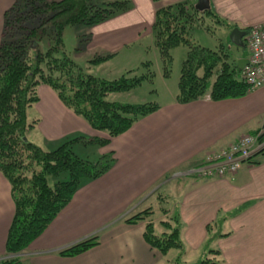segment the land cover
<instances>
[{
    "label": "crops",
    "instance_id": "0c3cea01",
    "mask_svg": "<svg viewBox=\"0 0 264 264\" xmlns=\"http://www.w3.org/2000/svg\"><path fill=\"white\" fill-rule=\"evenodd\" d=\"M129 1L128 10L83 29L87 57L110 56L104 63L110 62L142 40L143 32H148L153 43L152 25L158 9L197 0ZM209 1L217 16L239 29L264 25V0ZM14 2L0 0V40L4 12ZM240 59L243 57L236 62ZM37 93L38 101L27 110L28 120L32 108L38 116L28 141L33 132L37 139L38 132L44 149L51 150L69 137L101 134L66 108L48 86H39ZM176 93L169 92L167 101L157 103L159 110L100 147L99 156L112 153L111 168L96 180L82 182L70 203L20 254L23 264H157L161 256L143 239L145 224L130 225L123 220L146 208L156 212L161 207L168 210L161 219L178 215L188 250L202 249L207 226L220 221L221 226H228L223 233L230 235L216 240L213 247L224 264H264V153L229 177L187 174L207 153L259 131L264 124V87L242 98L217 102L204 97L179 104ZM13 213L11 186L0 173V260L7 257L5 243ZM221 226L215 229L219 231ZM93 234L99 235L98 246L74 257L58 254Z\"/></svg>",
    "mask_w": 264,
    "mask_h": 264
},
{
    "label": "trees",
    "instance_id": "16d2710c",
    "mask_svg": "<svg viewBox=\"0 0 264 264\" xmlns=\"http://www.w3.org/2000/svg\"><path fill=\"white\" fill-rule=\"evenodd\" d=\"M194 5L182 1L160 8L152 25L153 43L159 50L165 76L172 61L171 50L179 46L188 48L180 68L175 101L187 104L208 97L217 102L246 96L250 89L242 80L237 62L231 61L220 49L193 46L189 39L195 27H203L204 19L227 26L230 31L236 25H230L211 9L199 12ZM129 7V0L101 3L15 0L4 12L0 40V173L10 183L14 213L5 243L7 257L1 259L0 264H23L20 254L70 203L82 182L96 180L111 168L112 153L87 160L73 151L74 144L107 146L138 120L159 110L160 106L154 102L130 104L106 99L110 94L134 90L149 79L150 72L137 76L130 70L118 79L105 80L85 73L64 51L62 33L66 27L90 28ZM240 30L244 32L240 48L246 51L245 39L250 28ZM109 58L98 56L89 63L99 65ZM41 85L51 88L66 108L101 134L69 137L50 151L28 141L27 135L38 120L29 121L27 110L38 101L37 91ZM263 141L264 135L258 142ZM258 153H264V148ZM156 212L162 215L168 210L161 207ZM154 213V209L146 208L123 221L130 225L145 224L143 239L161 256L157 264H187L183 259L188 249L182 240L178 215L164 217L156 224ZM214 225L216 223L207 226L203 245L207 254L198 264H224L213 243L228 237L230 232H219ZM98 244L99 235L93 234L61 249L58 254L74 257ZM173 250L176 256L169 260L167 255Z\"/></svg>",
    "mask_w": 264,
    "mask_h": 264
},
{
    "label": "rangeland",
    "instance_id": "374dc122",
    "mask_svg": "<svg viewBox=\"0 0 264 264\" xmlns=\"http://www.w3.org/2000/svg\"><path fill=\"white\" fill-rule=\"evenodd\" d=\"M104 1L106 0H92L93 3H101ZM229 24L232 25L231 23ZM202 26L203 27H195L190 32L189 39L191 41V45L207 48L213 51L220 49L223 53L230 57L231 61L233 60L234 62H236V59L242 57L244 54L248 56V53L246 51H243L242 48L237 47L230 41L229 34L232 30L230 31L227 26L218 25L210 19H204V21L202 22ZM84 28L85 27L82 26L66 27L62 33V40L66 55L77 65H79L85 73L105 80H114L120 78L130 70L134 71L135 75L137 76L146 74V72H150L149 79L144 80L140 86L127 93L110 94L106 98L108 101L130 104H139L146 102L159 103L165 102L169 99V92H177L180 68L182 62L186 58V54L188 52L187 47L179 46L171 50L170 55L172 61L167 67V76L164 75V66L159 54V50L155 47L154 43L150 42V39L148 38L149 34H146L148 32H143L142 40L130 44V47L127 50L120 51L118 56L114 60L107 63L103 62L99 65H93L90 64L89 61H91L95 57H98V55H94L91 57H87L85 55L86 40L84 39L83 34ZM130 63L137 64L130 66ZM145 64H148V66L144 67ZM128 65L130 67H128ZM145 68H148V71ZM33 116H35V118H32ZM28 117L30 119L29 121L38 119V116L35 114V112L33 114V108L29 111ZM34 135L35 134L33 132L29 137L30 142L39 147H42L44 151H50L44 149L45 146L41 144V136L39 135V133L37 132V139L34 138ZM80 146L82 145L74 144L73 149L75 150L74 152L80 154L82 158H86L87 160H94L99 156V152L101 149L98 146ZM55 148H52L51 150ZM161 218L162 215L159 212H155L153 219L156 224L159 220H161ZM219 222L217 221L214 227H220L221 225L219 224ZM221 227L222 229L220 228L219 231L222 233L227 231L228 229V226L224 223ZM214 245L215 244L213 243V246ZM206 254L207 250H205L204 248H200L199 250L195 251L187 250V255L183 260H185L187 264H198L201 259L205 258ZM167 256L169 257V260H173L176 256V251H171Z\"/></svg>",
    "mask_w": 264,
    "mask_h": 264
},
{
    "label": "built area",
    "instance_id": "2783aa9c",
    "mask_svg": "<svg viewBox=\"0 0 264 264\" xmlns=\"http://www.w3.org/2000/svg\"><path fill=\"white\" fill-rule=\"evenodd\" d=\"M247 64L242 70V80L250 91L264 87V25L251 27L245 39ZM264 124L255 135H246L227 148L212 151L203 162L189 170L188 175L198 178H225L234 175L242 164L252 159L256 152L264 148Z\"/></svg>",
    "mask_w": 264,
    "mask_h": 264
},
{
    "label": "water",
    "instance_id": "95a60500",
    "mask_svg": "<svg viewBox=\"0 0 264 264\" xmlns=\"http://www.w3.org/2000/svg\"><path fill=\"white\" fill-rule=\"evenodd\" d=\"M194 7L199 12L208 11L210 9V1L209 0H197ZM243 36H244V32H242L240 29L236 27L232 29V31L230 32L229 39L234 45H236L237 47H241L243 44L242 43ZM246 64H247V60L245 58L238 60L237 67L239 71H242Z\"/></svg>",
    "mask_w": 264,
    "mask_h": 264
}]
</instances>
